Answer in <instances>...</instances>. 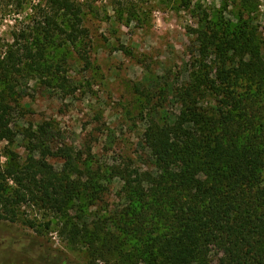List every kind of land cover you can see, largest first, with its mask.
<instances>
[{"label": "rangeland", "instance_id": "rangeland-1", "mask_svg": "<svg viewBox=\"0 0 264 264\" xmlns=\"http://www.w3.org/2000/svg\"><path fill=\"white\" fill-rule=\"evenodd\" d=\"M71 1L81 8L85 34L73 42L56 33L47 42L41 29L51 13L46 0H0L2 173L24 165L29 137L46 131L53 152L69 148L78 158L81 173L72 178L83 187L88 174L113 167L152 171L143 145L147 120L180 113L177 97L161 96L160 90L165 82L174 90L185 86L197 70L192 66L200 59L198 32L209 22L238 25L243 19L264 42V0ZM66 21L58 15V25L69 30ZM42 48L39 62L25 57L26 50L35 55ZM9 54L22 65L12 69ZM210 101L207 97L200 105ZM48 161L62 172V159ZM101 184V193L85 201L81 217L75 209L61 216L33 204L22 207L24 217L37 225L51 222L49 230L39 233L0 220V264H125L108 254L102 241L110 235L123 238L112 224L124 206V183L110 177ZM9 186L17 187L11 180ZM76 224L100 231V241H69Z\"/></svg>", "mask_w": 264, "mask_h": 264}, {"label": "trees", "instance_id": "trees-1", "mask_svg": "<svg viewBox=\"0 0 264 264\" xmlns=\"http://www.w3.org/2000/svg\"><path fill=\"white\" fill-rule=\"evenodd\" d=\"M46 2L51 13L41 28L45 41L56 33L73 42L85 34L74 1ZM58 15L67 19L69 30L58 25ZM198 33L200 59L192 66L197 70L185 86L174 90L165 82L160 90L161 96L177 97L180 113L147 120L143 145L152 171L113 167L88 174L83 187L72 178L81 173L73 152H53L47 131L33 134L25 164L7 175L0 172V220L39 233L49 230L51 222L37 225L24 217L22 207L33 204L61 216L75 209L80 216L85 201L101 193V183L120 178L124 206L112 228L123 238L110 235L102 241L122 263L264 264V42L243 19L238 25L209 22ZM25 53L35 62L44 59L43 48ZM16 60L7 57L12 69L22 65ZM207 97L211 101L200 105ZM49 157L64 161L62 172ZM78 228L69 229V241H100V231Z\"/></svg>", "mask_w": 264, "mask_h": 264}]
</instances>
